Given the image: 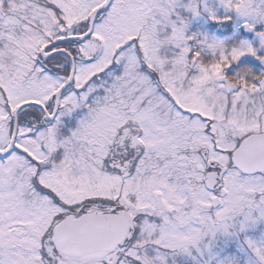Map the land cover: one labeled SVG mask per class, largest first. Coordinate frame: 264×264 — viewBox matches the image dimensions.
I'll return each instance as SVG.
<instances>
[{"label":"snow or ice","instance_id":"snow-or-ice-1","mask_svg":"<svg viewBox=\"0 0 264 264\" xmlns=\"http://www.w3.org/2000/svg\"><path fill=\"white\" fill-rule=\"evenodd\" d=\"M218 6L0 0V264H168L238 220L264 264V0Z\"/></svg>","mask_w":264,"mask_h":264},{"label":"rangeland","instance_id":"rangeland-1","mask_svg":"<svg viewBox=\"0 0 264 264\" xmlns=\"http://www.w3.org/2000/svg\"><path fill=\"white\" fill-rule=\"evenodd\" d=\"M209 8L216 12L217 15H225V10L223 7L218 6V0H206ZM232 21L230 22V28H223L220 26H213V23L208 19L207 14L201 15L198 19L191 21L189 25V34L196 33L198 39H202L205 35L216 36L218 39H223L226 41L229 47L237 45L243 36L247 34L244 33L242 29L243 21L235 16L234 13ZM258 31H264V24L257 26ZM228 33V34H220ZM252 35H255L253 33ZM253 44V46L258 47L259 41L256 36L253 39L247 40ZM259 55H264V48H261ZM248 67H251L255 74H259L264 71V65L260 64L254 57L242 58ZM242 219V217L240 218ZM236 228L233 229L234 235L232 238H228L223 235H218L216 240L213 242L210 251L205 250L203 257L199 253L193 252L192 259L187 256H177L170 255L168 264H220V261H224V264H256L255 258L248 251L247 248H242L239 241L236 239V233L239 229V220L235 222ZM244 235H247L254 239L258 244L264 246V222L257 223L255 225H249V230L240 234V240H243ZM203 248V245H202ZM183 261V262H180Z\"/></svg>","mask_w":264,"mask_h":264},{"label":"flooded vegetation","instance_id":"flooded-vegetation-1","mask_svg":"<svg viewBox=\"0 0 264 264\" xmlns=\"http://www.w3.org/2000/svg\"><path fill=\"white\" fill-rule=\"evenodd\" d=\"M255 35L243 36V40H250L253 39Z\"/></svg>","mask_w":264,"mask_h":264},{"label":"water","instance_id":"water-1","mask_svg":"<svg viewBox=\"0 0 264 264\" xmlns=\"http://www.w3.org/2000/svg\"><path fill=\"white\" fill-rule=\"evenodd\" d=\"M244 33L247 34V35H252V34H253V33H247V32H245V31H244Z\"/></svg>","mask_w":264,"mask_h":264},{"label":"trees","instance_id":"trees-1","mask_svg":"<svg viewBox=\"0 0 264 264\" xmlns=\"http://www.w3.org/2000/svg\"><path fill=\"white\" fill-rule=\"evenodd\" d=\"M220 34H223V35H225V34H228V33H223V32H221ZM180 262H183V261H180Z\"/></svg>","mask_w":264,"mask_h":264}]
</instances>
